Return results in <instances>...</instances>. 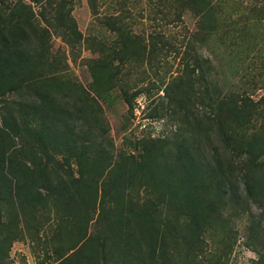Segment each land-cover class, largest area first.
<instances>
[{
  "label": "trees",
  "instance_id": "1",
  "mask_svg": "<svg viewBox=\"0 0 264 264\" xmlns=\"http://www.w3.org/2000/svg\"><path fill=\"white\" fill-rule=\"evenodd\" d=\"M182 8L195 13L197 29L182 73L165 88L178 127L141 140L138 153L116 150L102 105L82 84L41 71L46 52L27 40L22 22L20 33L0 28V264L24 228L39 229L52 209L83 234L71 253L56 249V264H198L203 236L224 209L246 213L254 202L264 218V98L229 86L208 44L240 32L239 19L229 0H182ZM153 38L156 59L165 42ZM126 54L119 51L120 64ZM12 93L21 99L8 100Z\"/></svg>",
  "mask_w": 264,
  "mask_h": 264
},
{
  "label": "rangeland",
  "instance_id": "2",
  "mask_svg": "<svg viewBox=\"0 0 264 264\" xmlns=\"http://www.w3.org/2000/svg\"><path fill=\"white\" fill-rule=\"evenodd\" d=\"M229 2L240 32L230 31L208 44L222 59L229 86L247 89L253 101H259L264 98L260 76L264 75V11L256 15L247 6L259 3L264 7V0ZM21 22L27 40L46 52L41 71L82 84L98 98L118 152L138 153L141 140L176 130L165 88L182 73L187 43L197 29V16L182 8V0H96L93 5L89 0H0V28H7L6 35L20 33ZM154 36L165 45L160 42L162 49L151 59ZM123 48L128 54L120 64L118 54ZM201 52L214 55L207 48ZM215 64L219 69L220 64ZM255 79L259 86L250 89ZM124 92L132 97L133 107L125 103ZM20 96L12 93L6 98L18 101ZM73 168H77L75 163ZM250 207L246 213L228 207L212 220L196 257L198 264H259L264 254V218L257 203ZM41 215L44 224L39 229L24 228L12 243L7 264H56V249L71 253L70 248L81 243L83 234L77 225H61L53 209ZM93 228L92 223L88 233Z\"/></svg>",
  "mask_w": 264,
  "mask_h": 264
}]
</instances>
